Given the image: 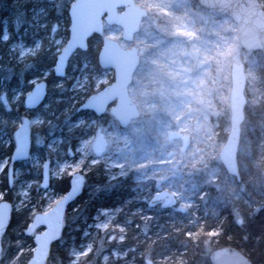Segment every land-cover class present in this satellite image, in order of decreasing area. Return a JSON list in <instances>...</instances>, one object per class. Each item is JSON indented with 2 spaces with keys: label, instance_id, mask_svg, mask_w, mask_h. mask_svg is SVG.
Returning a JSON list of instances; mask_svg holds the SVG:
<instances>
[{
  "label": "trees",
  "instance_id": "obj_1",
  "mask_svg": "<svg viewBox=\"0 0 264 264\" xmlns=\"http://www.w3.org/2000/svg\"><path fill=\"white\" fill-rule=\"evenodd\" d=\"M64 1L59 14L64 19V34L67 37V8L72 0ZM260 1L264 6V0ZM51 3H45L47 17L56 19ZM185 4L198 12L205 11L197 0H188ZM197 11L192 13L196 14ZM4 19L7 20L9 38L6 41L0 38V97L4 94L10 105L6 107L0 100V159L10 158L15 121L20 114L26 113L22 98L11 102L12 90L20 88L22 92L27 91L32 85L31 80L42 76L45 70L50 71L46 78L50 84L48 95L44 101H49V104L37 108L42 111L43 120L32 130L31 154L37 151L43 158L51 156V151L45 149V145L41 149L35 146L37 134L45 141L51 137H60L64 155L75 153L83 129H69L67 125L83 115L101 123L112 119V116L107 112L96 117L88 110L76 111L78 104L92 88L86 89L72 104L71 95L74 91L70 88V81L58 87L51 85L59 81L52 73L56 53L52 47H48L45 39L42 38L40 49L33 55L19 58L12 53L10 46L19 34L28 42L42 35V30L37 32V27L30 23L29 3L0 0V37L4 33ZM99 46L98 35L89 38L88 49L78 51L71 57L67 74H76L83 59L89 60L91 66L100 70L96 61ZM247 53L255 59L261 95L256 101L247 99L244 107L237 153L240 180L236 181L226 173L216 159V154L212 153L216 176L203 169L195 174L199 179H194L193 174L191 180L195 186L190 204L180 211L175 207H149L147 199L156 185L152 180L142 179L138 170L110 177L103 164H92L85 172L82 194L66 210L61 236L52 244L45 264H69L72 258L69 248L82 247L88 241H91L90 249L81 260L73 264H146V259L151 260L152 264H212L209 251L224 245L237 247L253 264H264V54L260 51ZM27 112L33 114L35 111ZM211 115L215 132L213 149H217L226 137L229 109L224 107ZM90 128L91 132L95 130ZM208 147L210 149L211 145ZM206 154L208 156L205 160H208L210 155ZM15 167H20V178L23 180L40 178V170L32 168L27 160L16 163ZM1 177L0 191L3 198L13 200L8 180ZM68 186V176L51 179L50 189L56 195H61ZM28 192L30 203H34L33 208L25 205L13 211L3 235L0 263L26 264L31 255L33 241L30 236H24L22 230L28 224L32 212L43 211V190L36 183ZM105 209L115 212L111 224L120 227L117 234L109 229L100 231L92 227L96 216ZM26 247L29 249L26 250ZM115 250L124 251L125 255L113 258Z\"/></svg>",
  "mask_w": 264,
  "mask_h": 264
},
{
  "label": "rangeland",
  "instance_id": "obj_2",
  "mask_svg": "<svg viewBox=\"0 0 264 264\" xmlns=\"http://www.w3.org/2000/svg\"><path fill=\"white\" fill-rule=\"evenodd\" d=\"M50 1L51 7L55 9L56 19L47 17L45 3ZM63 1L17 0L19 4L29 3L30 23L37 27V32L42 30V35L28 42L19 34L10 46L13 54L19 58L33 55L40 49L42 38L48 47H52L53 52L57 53L62 48L66 40L64 19L59 14ZM136 1L146 8L148 14L142 19L132 42L123 40L121 28L115 25H105L104 34L117 40L124 48L134 45L138 50L140 63L128 91L140 110V116L126 128H121L112 117L101 123L90 116H79L67 125L69 129H83V135L73 154L66 152L68 155H64L60 137H51L45 141L37 134L35 146L41 149L45 145L44 148L51 151V156L47 159L50 161L51 179L69 176L74 171L85 174L87 168L96 163L103 164L110 177L138 170L142 179L154 182L156 189L167 188L176 193L178 206L186 208L190 204L195 186L191 180L193 174L194 179H199L195 174L199 169H203L216 176L211 154L215 153L218 159L222 144L213 149L215 132L211 114L229 106L232 62L245 65L247 99L256 101L261 95L255 59L240 47L236 24L228 16L217 17L218 15L205 9L198 12L185 4L188 0ZM192 10L197 13L193 14ZM6 24L7 20L4 19V33L6 31L8 34ZM49 74V70L43 71L42 76L31 80L32 84L47 78ZM112 76V70H97L90 65L89 60L83 59L76 74L69 73L51 85L58 87L70 81V88L74 91L71 95L73 104L86 89L92 88V91H95L108 83ZM27 91L22 92L20 88H14L11 102L22 98ZM0 100L9 107L4 94ZM48 104L49 101L44 103L43 107ZM23 116L25 115L20 114L19 119L15 121V127ZM29 117L33 130L42 122L43 113L37 110ZM90 127L95 130L89 131ZM171 129L190 136L186 150H181L180 140L167 138ZM97 132H102L107 140V146L100 153L93 148ZM12 141L14 144L13 135ZM206 153L210 155L208 160H205L208 156ZM27 161L32 168L41 171L44 158L36 151ZM9 164L10 159H0V181L1 176L6 181L9 179ZM36 183L39 185L40 180L21 179L20 167L13 169L10 184L8 183L12 188L13 211H18L25 205L33 208L34 203H30L28 191ZM41 196L43 211L50 208L59 198L50 188L43 190ZM2 198L3 193L0 191V199ZM114 214L110 209L100 211L92 227L100 231L109 229L117 234L120 227L111 224ZM83 244L82 247L69 248L72 257L69 264H73L77 259L81 260L90 249L91 241ZM112 254L113 258H121L125 252L115 250Z\"/></svg>",
  "mask_w": 264,
  "mask_h": 264
},
{
  "label": "water",
  "instance_id": "obj_3",
  "mask_svg": "<svg viewBox=\"0 0 264 264\" xmlns=\"http://www.w3.org/2000/svg\"><path fill=\"white\" fill-rule=\"evenodd\" d=\"M199 5L214 13L229 16L237 27L238 41L245 51L260 50L264 53V8L259 0H197ZM121 9V10H119ZM68 38L57 53L52 72L58 78L66 75L71 56L77 51L88 48V40L93 35H101V45L97 52V63L103 70H113V80L99 90L90 93L77 107V111L90 110L96 116L103 114L110 104L109 113L117 120L120 127L125 128L139 115V109L128 93V86L139 64V54L136 46L122 47L119 42L103 34L104 25H117L121 28V38L132 42L138 32L142 19L146 16L145 7L136 0H73L69 5ZM246 73L245 66L240 62L230 65L229 90V128L224 143L219 149L218 158L226 172L240 180L237 152L240 141L241 123L244 119ZM48 93L46 79L38 80L23 97V107L33 110L39 107ZM33 97L39 98L38 103ZM14 148L8 167L9 181L12 176V165L29 157L31 143V120L28 116L21 118L14 129ZM170 140L180 139L181 150L189 145V136L171 130ZM107 140L102 132L94 137L93 147L96 152H102ZM49 160H45L41 169L40 186L46 189L50 185ZM85 177L79 171L69 176L68 189L44 212H36L23 229L24 235H33L35 248L27 264H44L50 250V245L59 238L67 207L83 192ZM178 200L174 192L162 188L152 193L147 201L148 206L161 205L163 208L175 206ZM183 211V207H179ZM12 215V203L0 199V255L1 238L6 231ZM42 226L41 231H36ZM212 264H253L248 256L235 246L224 245L209 252ZM151 264L150 260L146 261Z\"/></svg>",
  "mask_w": 264,
  "mask_h": 264
},
{
  "label": "snow or ice",
  "instance_id": "obj_4",
  "mask_svg": "<svg viewBox=\"0 0 264 264\" xmlns=\"http://www.w3.org/2000/svg\"><path fill=\"white\" fill-rule=\"evenodd\" d=\"M0 38L4 39L6 41L9 38V36H8L7 32L5 31V33L3 34V36L0 37ZM33 102L34 103H38L39 102V98L33 97Z\"/></svg>",
  "mask_w": 264,
  "mask_h": 264
},
{
  "label": "flooded vegetation",
  "instance_id": "obj_5",
  "mask_svg": "<svg viewBox=\"0 0 264 264\" xmlns=\"http://www.w3.org/2000/svg\"><path fill=\"white\" fill-rule=\"evenodd\" d=\"M19 119V118H18ZM21 119V118H20ZM2 241H3V238L1 239V245H2V250H3V243H2ZM51 247H52V245H51ZM2 252V251H1ZM1 255H2V253H1ZM1 258V257H0ZM0 264H4V263H0Z\"/></svg>",
  "mask_w": 264,
  "mask_h": 264
}]
</instances>
